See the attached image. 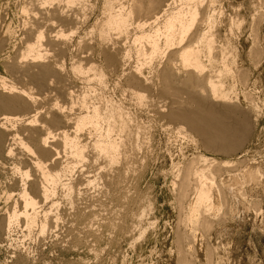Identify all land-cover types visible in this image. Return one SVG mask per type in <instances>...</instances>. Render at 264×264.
<instances>
[{
	"label": "bare ground",
	"instance_id": "1",
	"mask_svg": "<svg viewBox=\"0 0 264 264\" xmlns=\"http://www.w3.org/2000/svg\"><path fill=\"white\" fill-rule=\"evenodd\" d=\"M22 1L24 2H21L17 15L20 17L21 23L19 29L15 30L14 21H8L7 15L1 16L4 7L8 8L12 0L6 4L4 0H0V58L3 59L7 55V58L3 59V64L11 78L9 80L0 76V173L5 176L6 185L0 200H5V205L11 203L9 208L3 210L4 212L0 208V213L3 212L0 235L3 239L5 238L1 240L0 247L8 246L13 249L14 243L10 244V242L14 241L12 237L20 227H24L28 231L39 227L40 233L43 235L49 228L52 229L56 226L57 229L61 210L57 212L60 209L57 208L59 204H55L53 198L59 187H63L67 193L69 191L74 193V186L77 185L74 184L76 181L73 183V177L78 169L81 173L85 174L86 172L87 174L86 170L89 167L94 169V166L97 169V166L99 167L103 163L102 159L113 169H116L117 167H114L121 163L128 166V163L134 160V157H130L133 156L130 153L135 152L136 142L140 146V138L132 135L131 128L135 117H132L131 113L122 103H118L112 94H108L112 77L121 76L126 78L128 91L130 88L132 96L136 97L135 99L139 101L140 105L147 102L144 100L147 95H143V93L151 94L153 99H158L157 96H160L165 101L169 100L168 105L163 107L164 110H159L161 111L159 115H162L161 117L168 123L176 124L180 135H185L184 137L193 135L198 138L207 152L237 156L235 161L238 164L232 161L218 162L214 158L210 159L205 155H200L185 168L179 169V173H177L179 180L174 184L178 189V200L181 204L178 202V205L181 206L179 207L184 214L183 217H180V219L182 218L181 224L186 229L179 232L177 241H181V243L185 241L184 243H188L187 246L190 247L186 250L183 249L185 248L183 243L184 247L180 250L181 258H179L181 260L178 264H194V247L190 246L192 243L190 244L189 241L193 242L192 237L200 228H203V232L210 228L212 230L214 221L212 219L211 222L210 217L216 210H219L218 212L221 210V205L217 207L215 204L216 198L223 202H229L225 194L228 188L226 187L225 190L223 184L218 183L217 178L224 175V170H230V172L226 171L227 174H230L234 170L233 167L236 169L238 166V169L239 166L242 167L246 164L247 160L241 161L246 157V152L239 153V150L241 151L248 142L253 130L252 121H250L252 115L248 116L253 112H249L250 114L247 115L246 111L241 110L236 102L239 98L233 99L235 100L233 102L231 100L233 97L228 92L229 88L226 89L225 86V79L228 77L230 78L228 81L235 80L234 77L239 71L237 73L238 62L233 61V64L235 63L234 65L237 66L236 69L234 67L236 75L228 62L235 50H231L232 47H229L231 39H228V43L227 35H223L222 31L227 30L228 26L229 29L231 26L232 30V26L238 24L239 21L236 20V16L239 17L241 14L236 15L235 13V17L228 15L227 4L229 5L230 0H103L102 19L100 18L102 15L97 14L98 10L93 9L92 6L89 8L90 5L87 6V0ZM89 2L91 1L89 0ZM263 4L261 3V6ZM233 7L235 8V6ZM235 9L237 11V8ZM242 21L239 22L241 28ZM132 26L137 29H135L136 31L131 30L134 33L130 31ZM239 26L238 30H240ZM256 33L258 35V31ZM119 35H124V37H119ZM228 35L230 36V34ZM17 41L19 43H16ZM257 46L259 45L257 44ZM229 48L232 52L228 55ZM254 52L253 49L252 53ZM256 54L260 55V53ZM262 55L264 56V54ZM234 58L237 57L234 56ZM255 60H257V56ZM242 72V77L237 76V81L240 80L239 78L243 79L244 77L245 79L247 74L250 75L246 70L247 73L244 75ZM20 83L25 84L26 88ZM247 83L245 84L247 85ZM227 85L229 86L228 83ZM234 87L231 84V89ZM35 89L38 92H35ZM233 96L236 97L237 93ZM247 96L249 95L246 94L245 101L249 99L252 104L251 109H255L257 105H254V98L250 96L252 101ZM153 99L152 101H154ZM144 101L146 102L144 103ZM259 103L261 102L259 101ZM257 108L259 109V107ZM136 138H139V141ZM142 141L144 142V140ZM139 149L140 147H138ZM99 162L101 163L99 164ZM92 169L89 173L91 176L93 175ZM100 169L95 171L102 174ZM109 170L111 171V169ZM109 170L106 171L107 174ZM110 171L111 176L114 175L112 172H116L112 170L110 173ZM99 173L94 174L99 176ZM245 174L246 180L244 178L245 181H239L245 185L249 184V181L251 185L261 177H259L260 168L250 170ZM115 175L112 179L113 182H115ZM87 177L90 179L89 176ZM108 178L107 180H111ZM237 179H235L236 182H238ZM239 179L243 180L242 176ZM259 181L261 183V180ZM96 182L99 181L96 180ZM106 182L109 183V181ZM110 183L112 184V182ZM234 184L240 185L235 181ZM89 185L91 186V184ZM9 187L14 190L9 191ZM240 187L245 189L247 186L244 187L241 184ZM105 191L103 192L106 193L107 191ZM66 192L63 193L67 194ZM238 192L240 197L242 194ZM69 197L67 198L69 199ZM241 198L245 200L246 197L242 196ZM246 200L248 199L246 198ZM246 200L243 203H248ZM225 202L223 207H227ZM238 202L237 200L236 203ZM55 207L58 209H56L57 211ZM71 208L73 209V206ZM226 210L222 212L225 213ZM55 211L57 213H54ZM179 212L181 214L180 210ZM145 214L144 211L140 220L146 217ZM216 218L217 216L214 220ZM213 225L215 224L213 223ZM72 232L74 231L72 230ZM121 232L123 233V231ZM210 250L212 251V249ZM208 252L210 253V251ZM209 253L208 259H213L214 257H211V253ZM15 257L14 255L13 258ZM22 257H20L21 260ZM208 263L211 261L209 260Z\"/></svg>",
	"mask_w": 264,
	"mask_h": 264
},
{
	"label": "rangeland",
	"instance_id": "2",
	"mask_svg": "<svg viewBox=\"0 0 264 264\" xmlns=\"http://www.w3.org/2000/svg\"><path fill=\"white\" fill-rule=\"evenodd\" d=\"M4 1H5L4 2L5 4L9 2V0H4ZM18 1L19 0H12V2L10 3L8 7L9 10L5 6L4 7L5 13L4 12L2 14L0 13L1 16L3 17L7 15L8 21L10 20L14 21L15 30L19 29V26L21 23L20 17L17 16L19 12L18 8L20 7V4H22L21 2H24L20 0L18 3ZM87 1H88L87 6L90 5L89 8L93 7V9H96L99 11L97 12L98 15H102L103 7H104L103 0H90L91 2H89V0ZM262 1L263 0H230L229 5L227 4V7L229 8L228 15L232 17H235L236 15H239V14L241 15L239 17L236 16V20L237 21L239 20V21H238V24L236 23L234 26H232L233 28L232 30H231V26H230V29L228 26L229 32H227L228 29L227 30L225 29L222 31L223 35L225 34L227 35V40L231 39L230 43L228 40L229 47H232L231 50L232 51L235 50L234 51L235 53H233L229 48L228 51L230 50V52L227 51L228 55L229 53L232 52L230 57L232 59L234 56L237 57L232 60L228 56L231 59L230 60L228 58L229 59L228 62L230 63V66H232L231 68H233V72H235V69L237 66H238L237 73L239 71L238 74L236 72L234 73L235 75L237 74L236 76L234 75L235 80L233 81L235 84L233 83V81H231L232 79L228 81V79L230 78L227 77L225 79V82H226L225 86H226V89L229 88L228 92L231 94V97H233L231 99L233 102L237 100V98H239L238 101L236 102H238L237 106L239 104L240 107L239 106L238 107L241 110H243L244 112L246 111L245 113L247 115L253 112V114L251 113L250 115H248L249 117L252 115V118L250 117L251 119L250 121H252L251 124H252L253 130L251 131L252 134L248 142L243 146L241 151L239 150V153L246 152L245 154L246 157L241 159V161L247 160L246 164H244L242 167L239 166L240 169L239 168L237 169L238 166L236 167V169L235 167H233L235 171L231 170L232 172L230 174L229 173L227 174L226 172L228 169L224 170L223 172L224 175L219 176L217 178L218 183H221V185L223 184V186L225 187V190L228 188L225 191V194L229 202H225V201L224 202L225 204L229 203L228 205L226 204V206L229 208L227 209V207H223L224 202L222 200H219V198H216V200L218 199L219 201L215 200V204L217 205V207H219L220 205L222 207L220 206L221 213L218 212L219 210H216L215 212L219 214L217 213L215 214L214 212L212 216L210 217L211 222H212V219L214 221L212 222V230L210 228L205 231L206 232L210 231L211 233L209 232L208 234V232L207 233L205 231L203 232L202 231L203 228H200L201 231L198 230L196 232V235L192 237L193 240L192 239L191 240L193 242L189 241L190 244L192 243V245L190 244L189 245L192 246V248L193 247L195 248V249L193 248L194 250L193 254L195 258L194 264H207L209 260L211 261V263H208V264H218V262H220L221 264L222 262L223 264H264V56L262 55L264 54L263 53L264 52V4H263L264 2ZM261 3L263 4L262 6H261ZM233 6L237 8V11ZM229 11L230 13L231 12L232 13L230 14ZM102 17L103 15L100 18L102 19ZM240 18L244 21H242ZM136 21H138V19H136ZM241 21L243 23V26H242V28L244 27L243 29L241 28V25H240L241 23L239 24V22ZM236 25L238 26L240 25L239 26L240 30H238L239 28H237L238 26ZM131 28H130V31L133 29H134L133 31L137 30L136 28H133V26ZM256 30L258 31L259 36L257 35ZM231 31L233 32V34H231L232 33ZM131 33H134V32L131 31ZM228 34H230V36ZM120 36H122V38L124 37V35H119V37ZM254 37H257V38H254ZM16 43H19V41H17ZM257 44L259 46H257ZM253 49L255 51L254 53L257 56V60L259 62H256L257 60H255L256 56L254 57V53H252ZM256 50H258L259 52ZM256 53H260V55ZM260 57H262V59H260ZM5 58H7V55H5L3 59L5 60ZM3 59L0 58V76H4L10 80L11 78L5 70ZM233 61L235 63L238 62L237 66L234 65L235 63L233 64ZM245 70L250 75L248 74L245 75L246 81L244 77L243 79L239 78L240 80H242L241 83H239L240 80L237 81V79L238 77L241 76L242 71H243L242 72L243 75L247 73L245 72ZM114 77H112V79L110 80L111 83L109 86L108 94H112L115 100L120 104L122 103V105L127 109V111L131 113V116L135 117L133 118L134 122L132 125L133 127L131 128L132 131L134 132V133L132 132V135H134V137L140 138V139L138 138L140 141L136 138L137 141H139L140 146L138 145V142H136L137 144L136 143L135 144L137 146L135 147L137 148L136 149L134 148L135 150V152H133L134 154L130 153V155L132 154L133 156L129 155L130 157H134L133 158L134 160H131L133 162L131 163L130 161L128 163L129 167L126 164L123 163L122 165L121 163L118 166L116 165L114 167V168L117 167L116 169H113L107 163H104L106 161L102 159V161L101 160L100 161L103 163L100 164L101 162H99L100 165L99 167L97 166V169H95V166H94V169L89 167L86 170L87 171V174L85 172L86 176H84L85 174L81 173L80 169H78L76 171V174L73 177L74 179L73 183L76 181V183L74 184L77 185V186H74L75 188L73 189L75 194L69 191L71 193L70 195V193L69 192L67 193L66 192L67 190H64L63 187H59L60 189L58 188L59 190L57 189L56 191V195H55L56 198L55 197L53 198V202L55 204H59L57 205L58 207L57 206L56 207L60 208L58 210L55 207V210L57 209L58 210V211L56 210L57 212L61 210L59 212L60 220L58 221L59 223L57 225V229H56V226H54L52 229L49 228L50 230L48 229L46 233H44L45 235H43L40 233L41 231L39 227L33 228L32 231H28L24 227L18 228L15 231L14 236L12 237L14 241L10 242V244L14 243L13 249H10L8 246L0 247V261H1L0 264H16V263L17 264H178V262H180L181 260V259L179 260V258H181L180 250L184 246L185 248L183 249L185 250L188 249L189 247L187 246L188 243H184L185 241L182 243L181 241H177L179 240V236H178L180 234L179 232L186 230L185 228H183L181 224L182 218L180 219V217H183L184 214L182 213V209L180 208L181 204H180V201L178 200L179 199L178 189H176L177 187L174 184V183H177V181L179 180L177 177L178 176L177 173H179V169L181 170L185 168L187 164H189L192 160H194L195 158H197V156H200V155H205L210 159L214 158L218 162L232 161L238 164L235 161L237 156H225V155H220V154L217 155L211 152H207L203 148L201 141L198 138H195L193 135H188V137H184L185 135H180L176 129L178 128L177 126H175L176 124L168 123L163 117H161L162 115L161 116L159 115L161 112L159 110H164L163 107L168 105L167 103H169V100H167L168 101L167 102L165 101L164 98H161L160 96H157L158 99L155 98L156 99L155 100L152 98L151 94L148 95L149 93L148 94L143 93V95H147L144 100H146L149 104L146 101H144V103L145 102L146 103L140 105L138 103L139 101L138 100L136 101L135 99L136 97L132 96L133 93H131L132 91H130L131 90L130 88L128 91V84L126 83V78L121 77V76L120 77L114 76ZM247 80H249L248 83H247ZM227 83L229 84V86L227 85ZM245 83H247V85ZM231 84L233 87L235 85V87L232 89H231ZM20 85L21 86L23 85V87H25V84L20 83ZM117 85L118 87H115ZM236 86H237V89L239 88L238 90L235 89ZM28 87L31 88V86H28ZM36 91L37 90L35 89V92ZM236 93H237V96L234 97L233 95H235ZM246 94L249 95L247 96V98L249 97L251 100L252 98H254L253 100L256 103V104L254 103V105L255 106L257 105L256 107L254 106L255 109H251L252 104H251V101H249V99L245 101ZM152 99L155 102L152 101ZM258 100L261 103H259ZM151 105L153 108L151 107ZM257 107H259V109ZM256 111H259L258 112L259 114ZM135 120L137 121V123L140 122L139 123L140 126L139 124L136 123ZM140 127L141 128L143 127V128L141 129ZM137 130H140L138 131L139 133L137 132ZM136 134H138L139 136ZM141 136L142 138L143 137L145 138L142 139ZM142 140H144V142ZM138 147H140L139 150H138ZM100 166L101 167L105 166L104 167L105 170L104 168L102 169ZM119 166L120 167L122 166V167L120 168ZM107 168L111 169V171ZM257 168H260L261 174L259 175V177L260 176L261 177L258 179L261 180V183L259 180L255 181V183L251 181L252 182L251 185H250V181H249V184L246 183L247 185H245V183L243 184V182L242 183L239 182V181L246 180L247 178L245 176L246 172H249L250 170H256ZM91 169H92L93 177L91 176V174H89L91 173L90 171ZM99 169L102 174L98 172ZM125 169H128L127 170L128 172ZM95 170H98V171H95ZM107 170H109L110 173L112 172V170L116 171V172H112V174L114 175L117 174L115 175V182L112 181V179L114 178V175H112L113 176L112 177L109 174V171L107 174L106 172ZM96 172L97 174L99 173L100 178L99 176L95 175ZM104 172H106L105 173L106 175L104 174ZM228 172H230V170H228ZM81 174H84V175L82 176ZM107 175H109L110 177L108 178ZM87 176L90 177L91 182ZM95 176L97 179L95 178ZM241 176L243 180L239 179ZM80 178L83 179L84 181H82ZM107 178L108 179L111 178V180H107ZM232 178L234 179L236 184H240L239 186L237 185L238 188L234 184V181ZM236 178H238L237 179L238 182H236L235 180ZM102 179L109 181V183L105 181L106 182L105 184V182ZM87 180L89 181L87 182ZM96 180L99 182H96ZM116 180L117 181L119 180L118 184L116 183L117 182ZM110 182H112V184L114 185L108 188V186L112 185ZM229 182L230 183L232 182L231 184H234L236 187L234 185H231ZM227 183L229 184L227 185ZM256 183L258 184L256 185ZM89 184H91V186ZM241 184L244 185V187L245 186L247 187L243 189L242 187H240ZM101 186H104V187L101 188ZM229 186H231L234 189L231 190L232 188L230 189ZM61 188L63 189V191H61L62 190ZM5 189H6L5 176L2 173H0V197H2V193L4 192ZM105 189H108L106 190L108 194L105 191ZM229 189L232 191V193ZM8 190L11 191L14 189L9 187ZM239 190H241L240 192L242 194L240 195V197L237 194ZM243 190L246 193V195L243 192ZM64 191L67 194L63 193ZM103 191H105L106 193H104ZM228 191H229V194H228ZM240 192L238 193L240 194ZM101 193H103L104 195ZM67 195L72 198L69 197L68 199ZM84 196L85 198H83ZM242 196L248 199L246 200L245 198V200L249 204L243 203L245 202V200L244 199H243L244 201L242 200L241 198ZM103 197H106V198H103ZM230 197L233 200L235 199L234 200L235 204L233 203V200ZM100 200H101V204H100ZM237 200L239 201L238 202L239 204L236 203ZM4 202L6 201L0 200V208L2 209V211L3 210L5 211L11 205V203L10 204L6 203L5 205ZM178 202L180 205H178ZM72 206H73V209L71 208ZM235 206L237 209L235 208ZM233 208H235L234 209L235 211L233 210ZM247 208H251L252 210L249 209L250 210L249 211ZM179 210L181 211V214ZM224 210H226L225 213H223ZM56 211L54 213H57ZM81 211L83 212V214H85L84 212H87L86 213L87 215L85 214L86 217L85 215L83 216ZM144 211L146 212L145 214L146 217L144 216L146 219L144 218L143 219L144 221H143V220H140V216L141 214L144 213ZM2 213H0V223L2 222V219H3ZM216 216L217 218L216 220H214ZM75 217L76 218L79 217L78 218L79 220L76 219ZM220 220L222 221L226 220V221L223 223ZM213 223L215 225H213ZM134 225H135V228L133 229ZM71 228L74 232H77V233L72 232ZM121 231H123V233ZM94 234L96 235V237ZM4 239L0 235V245L2 244L1 240H4ZM178 243L179 245L177 246ZM14 249H16V251H14ZM210 249H212L213 252ZM208 251H210L211 254ZM208 253L211 255V257L213 256L214 258L208 259L209 257ZM14 255L16 256L15 258H13ZM20 255L22 256L24 255V256L22 257ZM20 257H22V260L20 259ZM20 260L22 261V263Z\"/></svg>",
	"mask_w": 264,
	"mask_h": 264
}]
</instances>
